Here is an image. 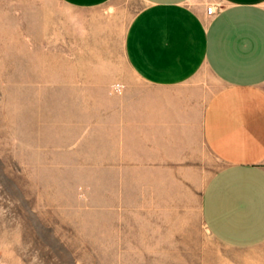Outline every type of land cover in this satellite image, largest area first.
Here are the masks:
<instances>
[{"label": "rangeland", "instance_id": "rangeland-1", "mask_svg": "<svg viewBox=\"0 0 264 264\" xmlns=\"http://www.w3.org/2000/svg\"><path fill=\"white\" fill-rule=\"evenodd\" d=\"M140 7L0 0V264H200L168 251V218L212 249L198 202L217 160L208 154L200 170L168 173L173 205L152 202L129 171L137 165L115 161L106 146V116L138 85L123 41ZM124 189L141 198L123 203Z\"/></svg>", "mask_w": 264, "mask_h": 264}, {"label": "crops", "instance_id": "crops-1", "mask_svg": "<svg viewBox=\"0 0 264 264\" xmlns=\"http://www.w3.org/2000/svg\"><path fill=\"white\" fill-rule=\"evenodd\" d=\"M70 1L94 9L121 0ZM138 1L123 41L138 85L106 116V146L115 161L137 165L129 171L152 202L173 205L168 173L200 170L202 156L211 155L221 167L198 205L214 245L192 242L183 221L168 218L167 249L202 264H264V0ZM126 193L123 203L141 198ZM177 229L184 237L174 243Z\"/></svg>", "mask_w": 264, "mask_h": 264}, {"label": "built area", "instance_id": "built-area-1", "mask_svg": "<svg viewBox=\"0 0 264 264\" xmlns=\"http://www.w3.org/2000/svg\"><path fill=\"white\" fill-rule=\"evenodd\" d=\"M211 10H212L211 7H208V8L205 9V13L206 14H210L211 13Z\"/></svg>", "mask_w": 264, "mask_h": 264}]
</instances>
